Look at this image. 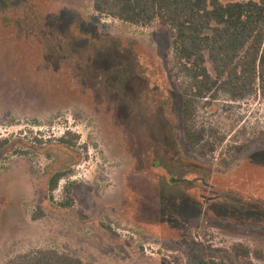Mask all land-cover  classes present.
Instances as JSON below:
<instances>
[{
    "label": "rangeland",
    "instance_id": "1",
    "mask_svg": "<svg viewBox=\"0 0 264 264\" xmlns=\"http://www.w3.org/2000/svg\"><path fill=\"white\" fill-rule=\"evenodd\" d=\"M173 59L159 21L0 0V264L46 249L83 264H264V99L197 104L196 126L226 138L200 157Z\"/></svg>",
    "mask_w": 264,
    "mask_h": 264
},
{
    "label": "trees",
    "instance_id": "2",
    "mask_svg": "<svg viewBox=\"0 0 264 264\" xmlns=\"http://www.w3.org/2000/svg\"><path fill=\"white\" fill-rule=\"evenodd\" d=\"M92 8L101 17L126 24L144 27L159 21L169 29L184 137L198 156L215 155L226 138L214 128L196 126L197 104L215 100L219 94L231 101L253 95L264 99V0L226 5L217 0H92ZM67 136L70 133L59 143L74 147ZM9 144L8 139L0 138V152ZM69 174L56 172L48 182L49 192L53 193ZM72 205L71 200L64 208ZM233 251L237 256L248 255L240 246ZM7 264L83 263L69 254L46 249L20 255Z\"/></svg>",
    "mask_w": 264,
    "mask_h": 264
}]
</instances>
